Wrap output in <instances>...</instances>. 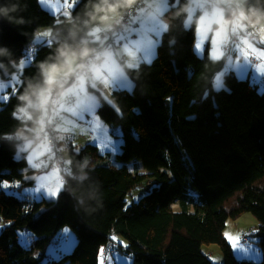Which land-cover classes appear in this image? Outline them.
Wrapping results in <instances>:
<instances>
[{"label": "trees", "instance_id": "16d2710c", "mask_svg": "<svg viewBox=\"0 0 264 264\" xmlns=\"http://www.w3.org/2000/svg\"><path fill=\"white\" fill-rule=\"evenodd\" d=\"M143 1L79 0L67 17L51 14L38 0H0V77L19 75L8 99L0 101V181L18 182L16 190L25 194L0 187V264H99L101 248L106 264L110 244L133 264H213L202 250L211 244L222 250L223 264H264V90L233 70L214 88L225 57H211L208 45L203 56L195 53L196 21L185 24L189 0H168L161 14L166 28L150 63L123 62L133 88L112 90V103L99 96L95 114L110 135L122 138L118 149L105 152L96 142L78 148L70 138L57 198L36 200L25 191L36 184L28 176L35 170L26 142H39L35 128L57 100L46 104V69L67 67L69 56L81 63L83 52L109 48L93 27L119 13L101 34L121 35ZM242 5L245 19H264V0ZM117 22L122 31L115 30ZM45 27L52 30L50 42L37 45L32 62L19 72ZM147 181H153L151 189L128 204L130 193ZM244 213L258 221L253 234L259 261L237 259L223 234L227 220ZM65 227L74 232V248L49 257L48 246ZM20 231L31 232L29 246L20 242ZM113 235L127 247L110 241Z\"/></svg>", "mask_w": 264, "mask_h": 264}, {"label": "rangeland", "instance_id": "374dc122", "mask_svg": "<svg viewBox=\"0 0 264 264\" xmlns=\"http://www.w3.org/2000/svg\"><path fill=\"white\" fill-rule=\"evenodd\" d=\"M78 1L79 0H38V4L41 8L49 11L51 14H62L70 17L71 10ZM226 1L227 0H193L189 8L188 17L185 21L187 28H190L193 24V21H196L195 40L193 48L197 55L203 56L204 50L208 45L209 50L212 49V52L214 54V56L212 55L213 57L220 58L224 55L227 57L226 65L215 76L213 86L216 89L223 86L224 75L230 71V63L233 59H236L237 62L242 61V63H244V50L248 47V45L244 43V40L245 38L249 40L248 37L240 34L239 47L241 48V52L238 54V57H235L234 54L236 51L233 48V37H231V35L234 31H238V24L240 23V13L227 10ZM235 1L238 5H242L244 0ZM139 3L140 6H137L136 14H131V25L127 28L125 34H121L126 37H131V39H125L121 41L119 46L99 49L93 54L92 59L87 56L83 61L87 59L91 61L89 67V69H91L90 74L87 76L84 74H71L72 76L62 86L63 90L60 93V97L54 102V107L48 113L47 120L45 122L43 121L44 123L42 122V124L39 125L38 128H35L36 131L37 129L44 130L46 125L48 124H51L53 126V129L57 135L58 148L61 149L63 158H65V162H67V154L65 148L70 138H73V142L78 148L83 146L87 142H96L98 144L105 145L106 141H111L115 144V146L117 144L119 146L122 142L121 137L117 138L116 135H110L111 129L99 120V118L95 114V111L100 103L99 96L104 97L107 101L112 103V90L118 88H133L134 83L128 78L125 72L124 63L127 66L137 67L140 62L143 61L146 63H150L155 56L156 46L160 41V36L163 31H157V29L155 28V30L157 31V39L156 41H154V31L147 32L145 31V29L149 27L154 28L153 22L151 20L155 15L159 17V21L161 25H163L164 21L161 19V14L163 10L167 8L168 0H144L143 2ZM138 16L140 18H138ZM110 20V15H106L102 18L100 25H95L93 27L94 34L97 36L100 42L105 39V37L101 33H98V31L102 29L107 31L109 27L106 25L110 24ZM138 32L140 33L139 35H137ZM217 32L220 33V36L218 37L216 36ZM51 33L52 30L49 27L40 28L37 31L35 38L33 39V42L31 43V46L29 48L27 57L22 59L17 66L19 72H22L23 68L32 62V54L37 45L50 42ZM145 35L147 36L146 40L143 39ZM261 40H264V33L261 39L257 42L249 40L252 44L255 45V47L252 48L250 56L252 58H255L256 61L257 59L259 60L257 51H259L260 49H264L263 44L262 47L258 45L261 44ZM145 42L147 44L149 43V46L152 45V47H148L146 49L148 51V54L145 58H143L139 54L138 47L142 49V45L145 44ZM197 45L199 47H197ZM68 58H70L71 61L70 71H73L79 65V62L75 58V56H69ZM75 59L78 64L76 63ZM255 62L252 61V63ZM249 67H251V64L248 66V68ZM56 68H61L63 70L61 66ZM77 71L78 70H76L75 72ZM235 73L240 78H246L248 76V74L241 76L237 71ZM248 73L251 74L252 79H255L253 73H251L249 70ZM51 76L53 77V73L51 74ZM114 76H119L126 80V86H110L111 78ZM97 77H103L104 79L109 81V84L105 85L101 83L98 79H96ZM0 82H3L0 83V97H7L6 99H0V101H5L9 97V95L6 93V91L9 89L8 82L7 79H3L1 77ZM18 82L19 75L18 73H16L11 77V85L13 86L12 88H14ZM259 82L257 81V84H260ZM93 83L96 84L95 88L91 86ZM70 87L72 91H69ZM262 90L264 89H259V91ZM46 98V89H44L42 91V99L45 100ZM89 106H91V111L87 110ZM45 110L46 109L44 108V111ZM85 120H87V123L84 122ZM37 145L38 149L34 150V154L35 156L42 154L41 157L43 155L45 156L46 154L48 158L47 167H45L42 172H38L35 174V186L26 188V190L33 189V191H25L36 200L42 198L56 199L57 196L52 197L50 195H46L45 193L54 192L57 188L62 190L64 185L63 182H61L60 178L61 175H64L65 170L61 173V171L59 170L60 167L53 168L50 166V147L46 142H44L43 140H39ZM116 149H118V147ZM22 150L25 151L26 149L22 148ZM105 150V152H114L111 147H107ZM28 156L34 163L35 156H33L31 153ZM32 166L34 167V164ZM129 167L131 169V165H129ZM33 173H30L28 176L31 177ZM152 182L153 181H147L144 184L138 185L128 196V204H131L133 201L137 202L140 197L146 194V191H149L151 189ZM6 183L8 186L3 187L5 191L14 195H25L24 191L23 193H19V191L16 190L17 186L19 185L18 182ZM36 188H40L41 191L36 192L34 190ZM172 206L176 210L179 209V206L176 202L173 203ZM4 224L5 223L0 220V230L3 228ZM257 226L258 221L251 213H244L237 218H229L227 220L223 234L229 244L231 245V242L227 237L231 235L232 237L238 236L240 239V243L248 246V250L245 252L240 251L231 245L233 254L237 259H250L259 261L262 258V252L258 246V243L255 241L256 239L254 238L253 234ZM31 236L32 234L30 231L19 232V240L25 246H29ZM113 236L116 237L118 241L123 242V244H127L126 240L123 237L119 235ZM244 237H247L249 241L244 242ZM67 238L71 239L74 242L70 246H61L60 242H63V239ZM75 243L76 237L73 230L69 227H65L57 235L53 243L48 246L46 251L49 257L59 258L62 253H70L74 248ZM54 247L57 249L55 254L52 253V249ZM202 250L207 254L213 264H223L224 255L220 247H218L217 245H203ZM120 256L121 259L119 261H117L113 256L111 261H109L108 259L105 261V263L133 264L132 260L129 257L122 254H120Z\"/></svg>", "mask_w": 264, "mask_h": 264}, {"label": "snow or ice", "instance_id": "6c2138e0", "mask_svg": "<svg viewBox=\"0 0 264 264\" xmlns=\"http://www.w3.org/2000/svg\"><path fill=\"white\" fill-rule=\"evenodd\" d=\"M115 10V9H113ZM243 14H241L242 16ZM145 31L147 32H152V31H155V28H152V27H149V28H146ZM140 33L138 32L137 35H139ZM216 36H220V33L217 32L216 33ZM125 39H128L130 40L131 37H126L124 35H114L112 38H111V43L108 44L107 46L108 47H112V46H119L120 45V42L125 40ZM108 40V37L106 36L105 37V41ZM99 43V41H98ZM232 43H233V48L235 49V51L237 52V54H239L241 52V48L239 47V43H240V37L238 35H234L233 36V39H232ZM244 43L248 45L247 49L244 50V63H236L233 65L234 69L238 72V74H240L241 76L243 75H246L247 74V70H248V66L252 63V58L250 56L251 54V51H252V48L255 47L254 44L251 43V41L247 40V38H245L244 40ZM261 44H264V40H261L260 41ZM197 47H199L197 45ZM260 59H264V49H260ZM83 56L87 57L89 54L88 52H83L82 53ZM98 58V57H97ZM15 67V65H14ZM0 70H2V65H0ZM57 71L55 65L52 66V69H51V72H46L45 75L48 77L47 79V83L51 84L53 83V79H52V76L51 74L52 73H55ZM261 73L264 74V66H261V69H260ZM65 75H68V73H65ZM96 79H98L101 83L105 84V85H108L109 84V81L104 79L103 77H97ZM7 82H8V86L11 90V88L13 87L11 85V77H7ZM0 83H3V82H0ZM127 84V81L124 80L123 78L119 77V76H114L111 78V85L110 86H113V87H122V86H126ZM81 86H82V81H81ZM93 88L96 87V84L93 83L91 85ZM69 91H72L71 87L69 88ZM14 94V92H13ZM7 97H0V99H6ZM88 111H91V106H89V108L87 109ZM20 111L22 112L23 109H20ZM105 147H111L113 151H116V146L113 142L111 141H106L105 142ZM7 183L4 182V181H0V187H7ZM36 192H40L41 189L40 188H36L34 189ZM26 191H33V189H28ZM59 191L60 189L57 188L54 192H49V193H45L46 195H50L52 197H55V196H58L59 194ZM229 239V241L231 242V245L234 246L235 248H237L238 250L240 251H247L248 250V246L246 245H243L240 243V239L239 237H232L231 235H229L227 237ZM110 241H113L115 243H119L121 247H127L126 244H123V242H120L117 240L116 237H110L109 238ZM74 241H72L71 239H63V242H60L61 243V246H70ZM57 251V249L54 247L52 249V253L55 254ZM99 253H100V261H99V264H104V256H103V253H104V249L101 248L99 250ZM113 256L115 257V259L117 261H119L121 259V256H120V253L118 250L115 249L114 247V244H110L109 245V255H108V259L109 261H111V259L113 258Z\"/></svg>", "mask_w": 264, "mask_h": 264}, {"label": "built area", "instance_id": "2783aa9c", "mask_svg": "<svg viewBox=\"0 0 264 264\" xmlns=\"http://www.w3.org/2000/svg\"><path fill=\"white\" fill-rule=\"evenodd\" d=\"M193 1V0H189ZM226 5L229 6L230 11L232 12H239L240 17H244L243 23H242V28L239 31H234L231 35L233 37L234 35H245L248 37L249 40L251 41H259L264 33V19H259V18H252V19H245V12L243 5H238L235 0H227ZM241 14H243L241 16ZM124 28L123 24L121 22L115 23V30L116 31H122ZM113 36L109 37V43H111V38ZM90 58V57H89ZM252 58V57H251ZM252 61H256L255 58H252ZM90 60H85L83 61L82 65L77 67L73 71H68V75H63L59 80L55 81L54 84L49 85V93H50V99L46 103L47 106L53 107V101L58 99V94L61 93L62 86L67 82V80L73 75V74H84V75H89L90 74ZM78 70L77 72H75ZM72 74V75H71ZM36 137L38 140H43L46 142L50 149L49 153L51 155V161H50V166L53 168L60 167L59 170L61 173L63 172V166H64V160H63V154L61 152V149L58 148L57 144V135L53 129V126L51 124L46 125L45 129H37L36 132ZM60 180L64 182V177L61 176ZM244 242H248L249 239L247 237H244L243 239Z\"/></svg>", "mask_w": 264, "mask_h": 264}, {"label": "crops", "instance_id": "0c3cea01", "mask_svg": "<svg viewBox=\"0 0 264 264\" xmlns=\"http://www.w3.org/2000/svg\"><path fill=\"white\" fill-rule=\"evenodd\" d=\"M119 15V13H114V14H112V15H110V18H111V20L110 21H112L114 18H116L117 16ZM138 18H140L139 16H138ZM152 22H153V27L154 28H156L157 29V31H164L165 30V28H166V25H165V23L163 22V25H161V23H160V21H159V17L157 16V15H155L153 18H152V20H151ZM242 23H243V20H242V18L240 17V23L238 24V26H239V28H238V31L239 30H241V28H242ZM103 30V29H102ZM102 30H100V31H98V33H101V31ZM157 31L155 30L154 31V41H156V33H157ZM93 33H94V31H93ZM160 33V32H159ZM146 38H147V36L145 35L144 37H143V39L144 40H146ZM141 41H143V40H141ZM156 43V42H155ZM258 44V43H257ZM258 45H260L261 47L264 45H262V44H258ZM145 46V47H144ZM148 47H152V45H150L149 46V43L147 44L146 42H145V44H143L142 45V49L141 48H139L138 47V51H139V54H140V56L141 57H143V58H145L146 57V55L148 54L147 52V48ZM264 47V46H263ZM208 49H209V46H208ZM224 50V49H223ZM225 51V50H224ZM257 54H258V56L260 57V52L259 51H257ZM209 55L211 56V57H213L214 56V54H213V52H212V49H210L209 50ZM213 55V56H212ZM221 55V54H220ZM234 56L235 57H238V54H237V52H235V54H234ZM222 57H225V65H226V63H227V57L224 55V56H222ZM214 58H216V57H214ZM221 58V57H220ZM75 61H76V59H75ZM79 62V61H78ZM76 63H77V61H76ZM236 63H241L242 64V61H240V62H237L236 61V59H233L232 61H231V63H230V70H233L234 72H236V70L234 69V67H233V65L234 64H236ZM78 64V63H77ZM224 65V66H225ZM261 66H264V59H260L259 58V60L257 59V61L255 62V63H251V67H249L248 68V70L251 72V73H253L254 74V77H255V79H252V77H251V74L250 73H248V70H247V74H248V76H247V78H249V80L251 81V82H254V83H256L257 84V81L260 83V84H257L258 85V87H259V89H261V88H263L264 89V74H262L261 73V71H260V69H261ZM51 69L52 68H48L46 71L47 72H51ZM57 69V68H56ZM63 73H64V71H61V68H59V69H57V71H56V76H55V79L57 80V79H59L60 77H62V75H63ZM66 73V72H65ZM236 74V73H235ZM84 122H86L87 123V120H85ZM64 136H65V134H64ZM37 143L38 142H36V144L35 145H33V146H30L32 143L29 141V142H27V149H29V151H28V154H27V157H28V159H29V162H30V164L31 165H33L34 164V173H33V175L32 176H35V174L36 173H38V172H42L44 169H45V167H47V160H48V158H47V156H46V154H45V156L43 155L42 157H41V155H37V156H35V154H34V150H37L38 149V145H37ZM117 146V145H116ZM32 154L33 156H35V161H34V163L31 161V159L29 158V154ZM46 153H47V149H46ZM40 169H42V170H40ZM40 170V171H39Z\"/></svg>", "mask_w": 264, "mask_h": 264}, {"label": "bare ground", "instance_id": "6f19581e", "mask_svg": "<svg viewBox=\"0 0 264 264\" xmlns=\"http://www.w3.org/2000/svg\"><path fill=\"white\" fill-rule=\"evenodd\" d=\"M166 9L167 8H165L164 10H163V12H165L166 11ZM226 9L228 10L229 9V6H227L226 5ZM226 10V11H227ZM126 32H124L123 34H125ZM29 50V49H28ZM68 66L67 67H62L63 68V70L61 69V71H64V72H68L69 70H70V66H71V61H70V58H68ZM55 76H56V72L55 73H53V77H52V79H53V83H51V84H54L55 83V81H56V79H55ZM60 97V93L58 94V98Z\"/></svg>", "mask_w": 264, "mask_h": 264}]
</instances>
